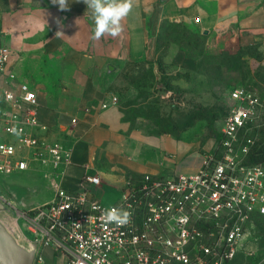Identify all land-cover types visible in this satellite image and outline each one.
I'll list each match as a JSON object with an SVG mask.
<instances>
[{"label":"built area","instance_id":"obj_1","mask_svg":"<svg viewBox=\"0 0 264 264\" xmlns=\"http://www.w3.org/2000/svg\"><path fill=\"white\" fill-rule=\"evenodd\" d=\"M10 61V50L0 46V180L40 164L50 169L40 171L53 192L29 208L0 200L21 237L35 246L37 264L47 251L61 264H232L239 253H253L246 244L254 236L253 216L264 217V163L248 160L254 144L249 133L258 128L264 100L233 90L215 148L197 173L128 177L117 199L105 205L89 190L99 185L97 176L85 174L80 190L62 186L71 151L37 134L46 128L38 120L36 94L16 83ZM116 105L112 98L101 107ZM113 207L130 211V222H106L104 212Z\"/></svg>","mask_w":264,"mask_h":264},{"label":"crops","instance_id":"obj_2","mask_svg":"<svg viewBox=\"0 0 264 264\" xmlns=\"http://www.w3.org/2000/svg\"><path fill=\"white\" fill-rule=\"evenodd\" d=\"M91 15L83 0H69L66 11L51 0H0V46L11 52L9 70L16 83L28 85L36 94L38 120L46 128L37 134L60 141L71 151L62 186L80 190L85 174L97 176L99 185L89 190L108 205L128 177L197 173L205 154L215 148V139L202 144L189 132L145 133L124 119L117 105L103 109L101 105L112 99L98 81L104 68L122 61L124 55L135 62L145 60L153 36L165 22L203 34L231 25L241 32L263 33L264 0H136L122 21L123 32L99 41L92 39ZM195 18L199 23H194ZM58 31L63 34L56 36ZM181 55L180 60L186 61ZM29 170H33L27 172L32 173L30 181L41 192H32V200L23 206L3 189L2 180L14 187L25 173L2 178L0 197L11 198L19 208L50 199V182L40 171L50 169L34 164ZM14 188L23 194L18 186ZM44 195L47 199L41 201ZM13 220L16 223L14 215Z\"/></svg>","mask_w":264,"mask_h":264},{"label":"rangeland","instance_id":"obj_3","mask_svg":"<svg viewBox=\"0 0 264 264\" xmlns=\"http://www.w3.org/2000/svg\"><path fill=\"white\" fill-rule=\"evenodd\" d=\"M149 49L145 60L135 62L124 55L98 78L103 91L117 100L124 119L145 133L189 132L205 144L218 136L233 105V90L243 89L264 100V32H241L231 25L203 34L165 22ZM182 53L186 61L180 60ZM256 119L258 128L249 134L254 132L264 152V113L258 112ZM27 172L16 182L31 197L41 190ZM45 199L46 195L40 197ZM252 221L255 232L246 245L253 253H239L232 264H264V217L255 215ZM44 258L49 264L62 261L49 251Z\"/></svg>","mask_w":264,"mask_h":264},{"label":"clouds","instance_id":"obj_4","mask_svg":"<svg viewBox=\"0 0 264 264\" xmlns=\"http://www.w3.org/2000/svg\"><path fill=\"white\" fill-rule=\"evenodd\" d=\"M57 5L60 11L69 8V0H51ZM87 10H91V19L94 23L92 39L99 41L103 37H118L123 32L122 21L131 13L136 5V0H83ZM63 34L57 32L56 36ZM131 212L128 210L113 207L104 212V219L108 223L118 226L130 222Z\"/></svg>","mask_w":264,"mask_h":264},{"label":"water","instance_id":"obj_5","mask_svg":"<svg viewBox=\"0 0 264 264\" xmlns=\"http://www.w3.org/2000/svg\"><path fill=\"white\" fill-rule=\"evenodd\" d=\"M111 69L112 67L108 66V70ZM2 182L3 189L6 188L20 205L25 206V203L32 200L28 194L19 195L13 190L15 186L22 189L17 183L13 187L10 182L5 180ZM0 206V264H32L35 261V246L21 237L10 208L1 200Z\"/></svg>","mask_w":264,"mask_h":264},{"label":"trees","instance_id":"obj_6","mask_svg":"<svg viewBox=\"0 0 264 264\" xmlns=\"http://www.w3.org/2000/svg\"><path fill=\"white\" fill-rule=\"evenodd\" d=\"M257 129V128H256ZM256 129L254 131H256ZM254 139V144L250 150L248 160L252 163H264V152L262 151L261 145L256 142V139L254 138V132L252 134H249Z\"/></svg>","mask_w":264,"mask_h":264},{"label":"flooded vegetation","instance_id":"obj_7","mask_svg":"<svg viewBox=\"0 0 264 264\" xmlns=\"http://www.w3.org/2000/svg\"><path fill=\"white\" fill-rule=\"evenodd\" d=\"M9 196H10V194H9Z\"/></svg>","mask_w":264,"mask_h":264}]
</instances>
